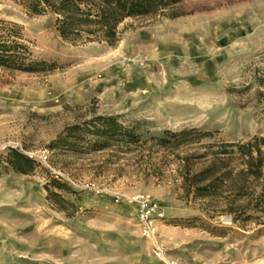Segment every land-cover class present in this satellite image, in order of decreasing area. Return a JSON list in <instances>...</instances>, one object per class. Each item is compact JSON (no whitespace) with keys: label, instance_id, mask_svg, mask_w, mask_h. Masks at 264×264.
<instances>
[{"label":"rangeland","instance_id":"374dc122","mask_svg":"<svg viewBox=\"0 0 264 264\" xmlns=\"http://www.w3.org/2000/svg\"><path fill=\"white\" fill-rule=\"evenodd\" d=\"M56 20L0 0V21L21 25L33 58L48 63L0 69V264H264L260 212L234 222L244 201L231 213V198L194 200L183 185L185 157L195 173L222 144L264 136V0H183L127 19L115 45L64 41ZM96 116H117L138 142L98 150L84 133L75 148L52 149ZM184 129L210 136L158 142ZM10 150L35 170L14 172ZM47 189L67 203H50Z\"/></svg>","mask_w":264,"mask_h":264},{"label":"trees","instance_id":"16d2710c","mask_svg":"<svg viewBox=\"0 0 264 264\" xmlns=\"http://www.w3.org/2000/svg\"><path fill=\"white\" fill-rule=\"evenodd\" d=\"M15 1L30 15L55 14L56 29L64 41L107 42L115 45L119 40V27L127 19L156 17L183 0ZM47 66L45 60L33 58L21 25L0 21V69L10 72H42L46 71ZM84 133L95 138L94 141H88V144L98 150L106 148L108 141L138 142L133 131L119 123L117 116H96L66 127L58 139L51 143V147L75 148L85 140ZM167 134L169 139L161 138L158 142L168 149L210 136V133L197 129H184ZM210 156L208 165L195 173L189 169L192 157L183 159V185L186 195H191L194 200L217 196L231 198L227 205V210L231 213L234 212L237 202L244 201L245 204L241 206L239 215L233 219L234 222H237L241 214H246L247 209L260 212L264 216V136H254L243 143L222 144L216 151H211ZM6 160L10 168L19 174L29 175L36 168L33 159L15 150L9 151ZM234 161H238L237 165H233ZM51 184L59 191L65 188L55 181ZM47 191L50 203H67L61 193L49 189ZM61 209L65 211L64 208ZM251 218L247 216L245 220Z\"/></svg>","mask_w":264,"mask_h":264},{"label":"built area","instance_id":"2783aa9c","mask_svg":"<svg viewBox=\"0 0 264 264\" xmlns=\"http://www.w3.org/2000/svg\"><path fill=\"white\" fill-rule=\"evenodd\" d=\"M42 158L44 160H47L46 154L43 155ZM144 207L148 208V210L142 214V219L144 220V223L148 224L149 214H150V212L154 211V207H150L149 208V206H148V204L146 202H144ZM149 228H150L149 225H147L146 226V230H145L147 232V234H149V231H150ZM169 264H174V262H169Z\"/></svg>","mask_w":264,"mask_h":264}]
</instances>
